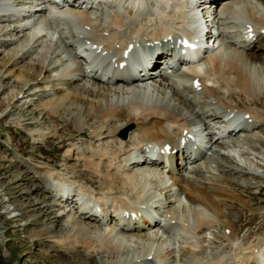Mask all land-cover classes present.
I'll list each match as a JSON object with an SVG mask.
<instances>
[{
    "label": "bare ground",
    "instance_id": "obj_1",
    "mask_svg": "<svg viewBox=\"0 0 264 264\" xmlns=\"http://www.w3.org/2000/svg\"><path fill=\"white\" fill-rule=\"evenodd\" d=\"M9 1L11 5H13V0ZM17 1L20 8H17L16 14L14 15L18 16L19 19L12 20V24L21 25V23L24 22H30L31 20L34 22L35 19L45 18L46 15H43L41 12L31 15V17L21 19L20 15L23 10L32 7L34 5L33 2L38 0ZM137 1L138 0H113L112 3L108 0V3L105 5L109 8V15L105 23H103L101 19L90 17L89 13L85 12L79 15V27L83 28V25H88L90 30L88 31L87 39L90 37L97 46L102 44L103 48H111L114 52L121 46L127 47L129 43H134L136 38L143 41H162L164 38L168 37V34L175 36L176 34L173 33L175 32V28H177L178 31L180 30L179 24L174 23L176 18L185 15V13L180 10L181 6L179 5V0L165 1L167 4L172 1V3H170L172 11L167 18L170 19V21L163 20L164 18L162 19V17L165 11L158 9L156 12L157 18L153 23L151 22L152 18L149 16V13L143 17V15L137 14L135 11V13L133 12L131 7L135 6ZM217 1L218 0H213L210 2ZM220 1L228 2L224 7L223 13L236 16L240 12L243 23L252 24L254 27V37L249 39L245 36V25L242 24L235 34L238 36V42L245 43V46L237 48L235 43L226 44L223 51L209 53L207 59H205V63L200 65L191 64L188 67L189 71L185 73L186 81L197 77L198 74L202 75L205 73L211 75V82L217 83V86L208 84L206 82L208 76L202 75L200 77L202 80V89L200 91L193 90L189 83L184 86V88L188 89L193 94H203V96H199V98L202 97V101L200 99L199 102L197 101L198 99L196 100L198 104H195V97L193 98V102L191 97H187L177 87L170 83L167 76H156L152 68H149L147 78H151L155 82L145 86V90H147L146 93L148 96L152 97L151 103L140 99L145 93L144 88L140 90V85L136 86L133 82L131 83V81L122 77L124 73L120 69L115 70V73L120 76L115 79L110 78L107 82L99 78H88V80H85L83 67L77 63L75 67L70 68L72 60H65L64 53L59 50L60 46L50 43L53 37L52 31L46 30V35L41 38H35V25L27 32L22 33H20V31L24 29L16 30L17 26L8 29L16 30L14 33L8 34L10 35L9 40L12 41L9 42L8 40L9 44L12 43L16 46V50L13 48L12 55L9 58L22 57V55L28 54L32 59L31 61L34 62L35 67H37V69L33 65H30V67L27 65L25 66L26 68L23 67L31 71L35 70L34 79H30L33 76V74L31 75L29 73L30 71L20 70V72L15 75L17 80L21 77L32 81L30 84L28 80L25 81V83L23 82L17 94L22 92L23 94L27 93L31 95L30 93L34 88L32 84L33 81L41 79L39 75L45 72V75H47V82L58 80L62 83L63 88L61 89L62 93L57 94L56 97L54 96L55 98L42 102L44 106L47 105L49 110L53 113H58L65 103L79 105L82 109L75 111L74 119H72V122L75 124V130L82 133L83 128L88 127L91 137L95 135L97 141L107 140L105 144L99 142L100 144L96 145V147H98L97 149H92V142H89V147L87 148L90 149L86 151L87 153L85 152L86 154H80L82 156L81 159L84 161V166L86 167V169L84 168L81 170H83V172L89 170L87 172L101 175L98 181H95L92 176H90L89 179H82V181L75 178L71 180L68 177H60L58 173H54L50 169H46L45 175H42L51 180L53 184L55 182L66 181L72 184L75 189L87 191L91 196L97 194L95 198L103 200L101 201L102 210L98 212V214L101 215L100 218L103 224H107V222L112 219H117L116 216L108 212L112 210L115 205L123 206L129 213L130 210H136L138 208L137 197H141L142 195L148 197L147 194L150 193L152 197L156 198L155 200L151 199V203L155 202L160 204L163 208L161 210L162 213L159 214L164 216V226L169 228L163 230L164 233H166V236L164 235L163 237H168L170 241L167 239L166 242H164L158 230L161 225L152 227L153 224L146 222V220H144L145 222L140 219L126 220L125 216L121 217L123 213L122 210L119 213L114 211V213L120 217V219H118L119 221L123 220L125 227H118L115 223H113V225L102 226L95 221V217L98 215L83 213L77 216L75 211L66 210L69 205H66L59 199L61 203H64V207L61 205L62 208H59L60 212L55 213V217H67V219H65V228H63L60 235H53L55 233L57 234V232L50 226L43 228L45 230L42 229V231L55 236V239L51 242L61 254H64L71 260H75L78 258L76 255L80 254L82 250L85 257H83L80 264H218L222 255H220V258L217 253L210 256L212 258L206 257L209 254V250L201 244H198L200 240L201 242L205 240L203 233L207 231L206 229H211L215 224L220 228L223 225V228L229 229L225 232L226 237L223 234L219 241L229 240L235 243L238 240V235L235 232L236 225L226 218L225 213L221 210V206L229 200L239 201V195L232 190L228 192V190H230L229 187H233L230 183L223 184L215 181L227 180L225 174L230 169H226L224 164L228 165V168H231L235 173L240 175L241 178L245 177L242 176L243 174H249V176L251 175L252 177L254 175V178L257 177L256 172L247 169L246 166H251V163L246 154L240 155V151H242L238 149L240 145H237L234 149L239 154L236 159L242 164L235 162V157L233 158L225 151L227 148L231 147L230 145L227 148L222 147V151L216 150V158L214 160L217 162V170L220 175L218 173L216 174H218L220 178L216 177V174L214 175L210 168H206L205 165L210 162L202 163V161L196 160L189 161L187 153H183L179 158L175 159V165L169 166L168 163V177L171 179V182L168 183L169 180H167L165 185V177L161 176L160 172L162 168H167V164L161 165L159 169L153 168L151 165H147V163L141 161L133 163L134 165L129 167V165L132 164L126 161L130 157L133 149H139V147L142 148L148 144H158L159 148L164 146L166 142L171 143L172 146L178 145L179 137L183 135L184 129H190V119H194L193 117L202 118L201 112L196 111V107L206 114L207 118L209 116L217 117V111L214 110L213 107L221 106L222 110L231 108L243 113L248 112L249 116H254L258 118L257 120L263 119L261 114L262 111L256 106L255 101L257 102L261 97H264V33L261 32L262 28H264V0ZM187 7L191 9V4L189 3ZM4 15L5 14H3V16ZM2 21L3 19L0 15V22ZM234 24L235 23L231 22V26ZM63 25L60 23L55 24L53 31L62 33L64 31H62L63 28L70 34L69 29H66L67 27ZM2 30L4 31L5 29ZM3 37H5V35L2 34L0 39H3ZM10 50L11 49H9V51ZM71 50L72 49L68 47V52H71ZM53 70L55 72L54 75L51 73ZM56 85L58 84L56 83ZM228 86L231 87L230 90L232 91L226 89L228 95L226 92L225 94L221 93V88L225 89L228 88ZM240 95H244V97L248 98L251 102L250 105L253 106L248 105L245 108V105L240 106L236 104L237 102H231V99ZM242 101L243 100H239L238 103L242 104ZM261 107H263L262 109L264 110V106ZM189 113L192 114V116H189L191 118H187ZM109 122L113 123L106 126ZM128 122H132L134 126L129 131L130 135L128 134V137L123 138L118 134V131ZM247 123L243 124L238 131H243L244 129L249 130L250 128L253 129L256 127L251 126L252 123ZM254 123L255 122H253V124ZM246 125L251 127L246 128ZM257 126H259L257 128H260L263 125L259 122ZM53 133L57 134V132H51L50 134ZM235 133L236 132L232 134L234 139L232 138L231 140H238V138L234 136ZM40 135L45 137L46 132L41 131ZM76 146L77 145H75V147ZM77 148L78 151H81L82 147L77 146ZM218 149H220L219 146ZM67 150L65 160L67 159V161H70V155L72 153L70 149ZM80 151L76 153L78 156H80ZM173 159L169 157L167 161L172 162ZM66 164V161H64L62 166H68ZM185 164L191 167V170L186 169L187 167ZM183 170L189 173H185ZM69 174H71V172H68V175ZM151 176L156 177V180H158L159 190H153L151 188ZM25 177H27V174H22L19 178L25 179ZM141 177H143L146 182L145 191L143 186L136 181L140 180ZM172 182L178 185L181 194H184L191 208L187 207V209H185L186 206L181 205L182 199L180 193L179 196H177L178 206L171 205V199H167V196H164V198L160 196L165 187L170 189V184ZM147 199L148 198H145V200ZM43 201L40 203H43ZM169 205H171V208ZM43 207L45 208V210L43 209V214L52 212L50 211V205L44 204ZM110 207H112V209ZM175 214L181 216L177 224L168 222L171 218H177ZM124 215H126L125 212ZM86 218H89V220L94 219V223L87 222ZM105 219L106 222H104ZM184 224H186V227ZM179 225L183 226V229H181ZM174 227L176 228L175 231L178 233L171 235L166 232ZM43 232L40 234L44 235ZM182 232L192 237L191 243L193 246L199 245L198 249H187L188 251H194L193 253H189L191 259L188 262L186 261L187 259L182 258V256L185 255L180 256L181 259L178 262H176L177 257L169 261L168 257H170L169 255L172 256L171 252L174 251L169 242L178 240ZM209 232L210 235H212L213 231L210 230ZM222 238L223 240H221ZM215 239L218 240L219 238ZM209 242L215 243V241ZM179 245L180 243H178L177 246ZM258 245L260 244L253 245L252 243L241 246L242 250H238L235 254L237 257L236 261H232L230 264H264V262H262L264 247L258 248L257 252L252 254L253 249ZM46 248L52 247L46 245ZM187 250L184 251V254ZM100 253H103L102 255H105V258L109 257V259H96V255ZM149 254L152 255L149 256ZM152 256L153 258H150ZM86 257H89L90 261H88Z\"/></svg>",
    "mask_w": 264,
    "mask_h": 264
},
{
    "label": "rangeland",
    "instance_id": "obj_2",
    "mask_svg": "<svg viewBox=\"0 0 264 264\" xmlns=\"http://www.w3.org/2000/svg\"><path fill=\"white\" fill-rule=\"evenodd\" d=\"M7 25L9 26L10 24L5 21L0 22V36L3 34L5 37H10L8 34L16 31L11 29L8 30L10 27L5 28ZM2 29L5 30L3 31ZM22 32H24V30L20 31V33ZM9 37L0 39V45H2L0 46L2 48H0V264H80L83 257H85L82 250L80 254L76 255V257H78L77 259L71 260L64 254H61L51 242L55 239V236L53 235H60L63 228H65V219H67V217H55V213H57L55 210L59 207L58 204H56L57 197L49 191L47 183L45 185L44 179L41 177H43L42 174L45 175L46 169H50L52 172L58 173L60 177H68L71 180H74L72 178L74 177L75 179L82 181V179H89V177L92 176L95 181H98L101 175L87 172L89 170H85L84 172L81 170L84 168L86 169V167L84 166V161L81 159L82 156L80 154L87 153L86 151L90 149L87 148L89 147V142H92V149H97L98 147H96V145H99L100 143L105 144L107 143V140L97 141L95 135L91 137L90 129L88 127L83 128L82 133L75 130V124L72 122V119H74L75 111L82 109L79 105L65 103L58 113H53L49 110L47 105L44 106L42 102L55 98L57 94L62 93L61 89L63 88L62 83L58 80L50 79L54 82H47L48 80L45 72L42 73L43 75H39L41 79L33 81L32 84L34 88L30 93L31 95H28L27 93L23 94L22 92L17 94L20 86L23 85V82L25 83V81L30 80L21 77L17 80L15 75L18 74L20 70L30 71L29 73L31 75L33 74V78L31 77L30 79H34L35 70L31 71L25 69V66L28 65L30 67V65H33L35 67V65L28 54H24L22 57L9 58L12 55L13 48L16 50L14 44H9V42H12L9 40ZM9 49L11 50L9 51ZM208 53L210 52L208 51ZM35 68L37 69V67ZM53 72L54 70L51 71L52 75L55 74V72ZM31 82L32 81H30L29 84ZM56 83L58 85H56ZM214 85L217 86V83H214ZM223 89L224 88H222V92L224 94L226 92L227 94L228 92L226 89H224V91ZM189 95L192 96V93ZM197 99L198 102L203 100L202 97ZM234 99H243L245 103L251 104L250 100L244 97V95L236 96ZM235 100H233V102H235ZM197 101L195 104H198ZM243 101L242 104L238 102L236 104L242 106L244 105ZM261 103L264 104V97H261L257 102L255 101L257 107H259L258 105ZM246 106L247 105H245V108ZM261 114L264 117L263 112ZM251 118L255 117L253 116ZM256 122L257 121H255V123ZM111 123L109 122L106 126H109ZM254 124L252 123L251 126H256L255 129H244L247 132H243L246 136L252 137V140H249V142L242 141L244 149L248 152L246 150L240 151V155L246 154L248 157V160L251 163L250 167H252L253 162H255L253 160L255 159L264 162V125L263 127L257 128L259 127L257 126L259 123L257 125ZM246 126L247 128L251 127H248V125ZM256 128L258 130H256ZM41 131L46 132L45 137L40 135ZM51 132H57V134H50ZM242 138L244 139L245 137ZM236 141L241 148L239 138ZM75 145L82 147L81 151L79 150L81 152L79 153L80 156L76 154L79 151ZM67 149H70L72 153L70 155V161H67V159L65 160L67 156L66 151H68ZM253 152L256 154H253ZM259 153H262V155ZM258 155H261L262 158H259ZM64 161H66V165L68 166H62ZM133 165L134 164L129 165V167H132ZM224 165L226 166V169L232 170L231 168H228V165ZM205 166L206 168H210L214 175L216 173L219 174L217 170L218 165L217 168L215 167V170L210 163ZM230 170L225 174V177L227 178L226 181L215 182L223 184L230 183V185H233V187H229L230 190H228V192L231 190L234 191L239 195L240 199L239 201L229 200L225 202L221 206V210L225 213L226 218L236 225L235 232L239 234L237 244L242 245L241 242L247 244H264V177L258 176L254 178V175L252 177L251 175L249 176V174H243L242 176L245 177L241 178L240 175L233 170ZM256 170L264 174V169L262 170L261 168H258ZM68 172H71V174L68 175ZM22 174H27V177H25V179H20L19 177H21ZM218 174H216V177L220 178V174ZM249 182L252 183V185L260 186L259 191L258 189L252 190L251 187H249ZM173 195H171V197L174 200L176 198ZM41 201H43V203H40ZM177 202V200H174L172 205L178 204ZM44 204L50 205L51 213L47 212L43 214V209L45 210L43 207ZM183 205L186 206L185 209H187V207L191 208L187 202L183 203ZM169 207L171 208V205H169ZM86 221L94 223V219L89 220V218H86ZM95 221L98 222L96 219ZM101 225L106 226L107 224ZM49 226L54 228V231H56L57 234L55 233L51 235L48 232L46 233L42 231L43 228ZM217 226L218 225L215 224L214 227L205 231L206 234L203 233L205 240L207 237L211 238L209 236L214 237V239L206 241L217 242V239L215 238H219L218 240H220V237L223 236V234L225 236V232L223 231L225 229L223 228L224 226L222 225L221 228ZM210 230L213 231L212 235H210ZM41 232H43L44 235H41ZM163 239L164 242H166L167 239L169 240L168 237H163ZM221 240H223V238ZM211 243L208 244L210 247ZM203 244L206 246V243ZM225 244L229 243L225 242ZM46 245H50L52 248H46ZM193 247L194 246L188 241L187 237H181L180 245L175 248L172 255H185V259L189 256V252H194L188 251L187 249L191 250ZM185 250H187V252L184 254ZM233 250L235 251L237 248L235 249L233 247L231 251L225 250V256H233ZM102 254L103 253L96 255L95 258L109 259V257L105 258V255ZM86 258L90 261L89 257ZM180 259L181 257H179L178 260L176 258V262Z\"/></svg>",
    "mask_w": 264,
    "mask_h": 264
},
{
    "label": "water",
    "instance_id": "obj_3",
    "mask_svg": "<svg viewBox=\"0 0 264 264\" xmlns=\"http://www.w3.org/2000/svg\"><path fill=\"white\" fill-rule=\"evenodd\" d=\"M123 134H125V130H123Z\"/></svg>",
    "mask_w": 264,
    "mask_h": 264
}]
</instances>
